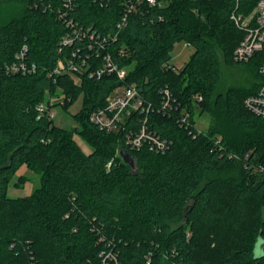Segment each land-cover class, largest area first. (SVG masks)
Listing matches in <instances>:
<instances>
[{"label": "trees", "instance_id": "1", "mask_svg": "<svg viewBox=\"0 0 264 264\" xmlns=\"http://www.w3.org/2000/svg\"><path fill=\"white\" fill-rule=\"evenodd\" d=\"M128 1L74 0L67 7L65 0H0V264H102L110 252L119 264H264V253L255 251L264 242V118L245 105L263 84L264 50L236 62L244 31L232 18L251 13L259 0H166L129 14ZM68 20L89 32L86 39L63 44ZM92 34L101 44L94 43L91 66L55 73ZM182 42L194 52L178 70L172 52ZM106 54L128 70L124 80L91 76ZM21 61L32 71H6ZM240 65L251 85L219 90L223 66ZM119 86H136L151 103L146 126L167 140L164 152L127 144L126 133L139 131L144 114H133L123 131L90 122ZM164 88L175 99L167 111ZM81 95L72 130L40 111L45 103L68 108ZM197 108L221 113L233 126L198 133L191 119ZM185 113L189 126L180 122ZM22 166L40 173L41 184L13 198L8 189Z\"/></svg>", "mask_w": 264, "mask_h": 264}, {"label": "built area", "instance_id": "2", "mask_svg": "<svg viewBox=\"0 0 264 264\" xmlns=\"http://www.w3.org/2000/svg\"><path fill=\"white\" fill-rule=\"evenodd\" d=\"M74 0H65L67 7L73 3ZM237 4L239 0H236ZM127 3L128 14L137 8L140 4H148L150 6L163 7L167 5L166 0H129ZM128 14L122 17L119 22L118 29L121 30L126 24ZM232 18L238 27L244 31L243 38L237 45L234 51V60L238 63L248 62L256 52L264 50V0H259L254 10L249 14L233 13ZM67 27L70 28L71 34L67 35L64 40V45L72 44L75 40L80 38L86 39L89 32L84 33L73 20H68ZM90 42L84 48L78 47L73 50L71 57L66 60H60L55 73H72L77 74L84 69L91 66L92 54H94L95 44L94 34L90 35ZM106 40V39H105ZM101 44V43H97ZM25 50L19 55L20 58L25 56ZM84 54V56H83ZM99 56V55H97ZM6 71L8 73H17L32 71V68L26 66L24 62L13 63L7 65ZM34 68V67H33ZM106 73H116L119 79L124 80L128 74L126 68H121L113 60L110 54L102 57V64L91 76L102 77ZM260 74L263 78V84L257 93L250 95L245 100L246 107L254 114L264 118V62L260 68ZM175 99L169 88L162 90V109L169 110L172 107ZM54 103V102H53ZM52 101L50 104H53ZM152 109L151 103H146L143 99L139 89L136 86H119L116 87L108 97L107 104L103 107L94 109L89 116L92 124L96 125L100 130L105 131H123L126 124L135 113L144 114L143 123L138 132L130 131L126 133V141L131 149L140 150L145 145L151 151L156 153L164 152L167 148V140H163L156 134H153L146 126L148 113ZM42 114H47L50 119H53L54 113L49 109L48 104L40 106ZM181 124L189 126L190 116L185 113L181 118ZM111 165V163H109ZM119 264L117 257L111 252L106 254L102 260V264Z\"/></svg>", "mask_w": 264, "mask_h": 264}, {"label": "rangeland", "instance_id": "3", "mask_svg": "<svg viewBox=\"0 0 264 264\" xmlns=\"http://www.w3.org/2000/svg\"><path fill=\"white\" fill-rule=\"evenodd\" d=\"M194 52V48L191 45L186 43H177L174 47L172 52L173 61L172 63L174 66L179 70L181 69L184 64L190 59V56ZM253 81V77L250 71L247 69L245 65L240 66H232V67H225L223 66V81L221 88L219 90L228 89L231 86H249ZM61 93V92H60ZM52 103L56 101L54 97ZM83 105V97L82 95L79 99L68 108L63 107L62 105H56L52 109L54 113L53 123L55 126L64 129V130H72L74 129L77 124L75 123L74 116L79 113L82 109ZM190 116V114H189ZM192 123L195 125L196 132L200 133L203 131L209 130H217L218 128H231L233 125L229 124L228 120L221 114H210L207 112H201L200 108L195 110L193 117L191 116ZM191 122V120H190ZM238 130V129H236ZM235 129L232 130L233 132L236 131ZM240 135V130L236 131ZM232 134V133H230ZM238 135V134H237ZM75 138L81 148L86 152H92L93 148L89 145L80 135L76 134ZM237 171L234 169V172ZM19 177L22 178L21 182L18 185H14ZM40 179L41 174L31 169L27 168L26 166H22L18 172L16 173L15 177L13 178L12 182L10 183L8 189V195L13 198L19 197H26L29 196L40 186ZM260 241L256 246V254L262 255L264 250L261 248Z\"/></svg>", "mask_w": 264, "mask_h": 264}, {"label": "water", "instance_id": "4", "mask_svg": "<svg viewBox=\"0 0 264 264\" xmlns=\"http://www.w3.org/2000/svg\"><path fill=\"white\" fill-rule=\"evenodd\" d=\"M120 155L132 169L136 168V160L131 156L130 152L126 149L120 151ZM261 248L264 250V242L261 243Z\"/></svg>", "mask_w": 264, "mask_h": 264}]
</instances>
